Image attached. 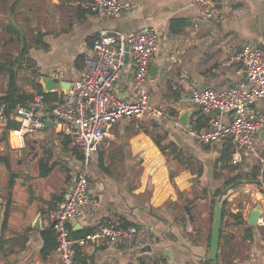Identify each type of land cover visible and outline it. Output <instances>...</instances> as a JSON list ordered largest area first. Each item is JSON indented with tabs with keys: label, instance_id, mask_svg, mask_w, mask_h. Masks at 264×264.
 Listing matches in <instances>:
<instances>
[{
	"label": "crops",
	"instance_id": "0c3cea01",
	"mask_svg": "<svg viewBox=\"0 0 264 264\" xmlns=\"http://www.w3.org/2000/svg\"><path fill=\"white\" fill-rule=\"evenodd\" d=\"M91 1L0 0V97L8 92L12 71L16 87L29 96L40 92L38 86L43 90L44 74L61 82L77 78L101 29L130 32L149 26L159 35L152 62L158 70L155 77L148 76L147 85L151 101L168 106V114L161 120L125 117L112 125L86 166L87 193L98 206L71 223L72 230L122 222L146 224L154 242L137 252L107 242L88 243L81 246L79 259L85 264H204L209 259L217 198L231 186L221 204L225 201L231 213L240 212L244 223L223 227L214 263L264 264V227L247 223L257 204L264 218V133L255 137L259 158L246 155L239 163L230 158V164L258 167L256 179L227 186L226 179L234 173L227 172L221 161L226 139L202 143L174 123L187 113L188 125L194 122L198 130L206 128L205 114L186 98L193 88L225 90L241 79L242 65L232 56L247 41L264 45V0H209L218 6L210 19L197 12L195 0H121L129 7L106 17L92 10ZM174 18L186 22L176 34L170 30ZM115 89L120 97L133 95L130 59ZM55 93L57 100L65 96L60 88ZM262 103L258 101L255 108ZM47 121L43 129L23 138L12 129L4 133L6 124L0 125V156L8 162H0V264H60L55 249L42 255L41 231L53 229V213L80 158L71 141L64 145L68 135ZM157 141L166 147L164 151ZM242 195L249 201L233 205ZM36 221L39 228L34 227Z\"/></svg>",
	"mask_w": 264,
	"mask_h": 264
},
{
	"label": "built area",
	"instance_id": "2783aa9c",
	"mask_svg": "<svg viewBox=\"0 0 264 264\" xmlns=\"http://www.w3.org/2000/svg\"><path fill=\"white\" fill-rule=\"evenodd\" d=\"M90 7L99 17H106L127 9L129 4L121 0H92ZM194 7L206 19L218 11L217 4L209 0H195ZM158 49L159 35L153 27L142 26L130 32L101 29L82 59L78 77L70 82L62 99L50 102L43 92H36L12 112L18 121L12 132L18 137L43 129L45 120H50L55 130L70 137L71 146L82 156L52 216L55 253L60 264H79L75 245L107 242L137 252L147 250L154 242L152 230L146 224L126 228L103 225L76 239L72 238L70 227L98 206V201L87 193L86 166L98 154L112 125L125 117L161 120L168 114L169 107L152 102L148 92L147 71ZM127 59L133 64L134 91L124 98L116 92L115 84ZM232 59L243 68L241 79L233 86L225 90L196 87L186 98L205 114L206 128L198 130L194 122L184 126L176 119L174 123L202 143L230 140L232 162L239 163L246 155H260L255 137L264 129V45L247 41ZM258 101L263 102L260 109L254 106ZM227 113L232 115L225 119ZM6 122L7 115L1 106L0 125ZM258 224L264 227L263 217L258 218Z\"/></svg>",
	"mask_w": 264,
	"mask_h": 264
},
{
	"label": "trees",
	"instance_id": "16d2710c",
	"mask_svg": "<svg viewBox=\"0 0 264 264\" xmlns=\"http://www.w3.org/2000/svg\"><path fill=\"white\" fill-rule=\"evenodd\" d=\"M185 20L180 18H174L170 21V30L172 34L179 33L181 28L185 25ZM13 28V27H12ZM14 30V31H13ZM12 32L19 33L15 29H13ZM24 45V43H22ZM25 51L24 48L20 51L19 56L23 57V52ZM19 58V57H18ZM17 58V59H18ZM13 65V63H12ZM38 91L43 92L45 95V99L50 102H56L58 101L56 98V93H46L44 92L40 86H38ZM32 95H26L23 92H20V90L15 85V78L14 73L12 71V75L10 76L9 80V88L8 92L0 97V106L3 105L5 113L8 117L7 123L5 125V132L6 133L9 129H13L18 125V121L16 119H10V114L16 109V106L18 105H24L26 104L30 99ZM66 138V137H65ZM71 139L67 136L66 140L63 141L64 145L67 146ZM227 142H225V150L224 154L222 155L221 161L225 162L226 168L230 169L232 173H234L230 178L226 179L225 184L228 186L234 182H237L240 179H256V176L258 175L259 168H246L245 165L242 164H230V158L233 146L230 142V140L226 139ZM158 146L162 151L166 149V147L161 146V144L157 141ZM75 154L78 155V157L81 159L82 156L79 155V153L72 147L71 148ZM0 162L4 163L5 165H8L7 159L5 157L0 156ZM220 192V190H219ZM218 192V193H219ZM212 206H215V201L212 202ZM231 222V223H230ZM241 225L244 223L243 217L240 212L237 213H231L226 207V202H222L221 204V227H220V235L223 233V227L226 225ZM132 226L130 223L122 222L121 227H129ZM71 229V227H70ZM93 228H84L81 230H72L71 229V236L72 238L76 239L87 232L93 231ZM42 239L44 240L43 248L41 250V253L43 256L47 255L51 250L55 249L56 247V240L54 237L53 229L47 228L41 231ZM75 258L78 260L80 264H85L83 261H81L79 258L81 256V246L75 245ZM204 264H215L214 261L206 260Z\"/></svg>",
	"mask_w": 264,
	"mask_h": 264
},
{
	"label": "water",
	"instance_id": "95a60500",
	"mask_svg": "<svg viewBox=\"0 0 264 264\" xmlns=\"http://www.w3.org/2000/svg\"><path fill=\"white\" fill-rule=\"evenodd\" d=\"M158 70V67L156 65L151 64L148 71L147 75L148 76H153L155 77L156 72ZM41 82L43 85V90L46 93H54L56 92L59 88L62 89L64 95L67 94V91L70 86L69 81H57L56 79L48 76V74H44L41 77ZM188 114L187 113H182L179 116V120L182 124L185 126L188 125ZM45 124H49L47 120H45ZM262 133H264V129L262 130ZM231 186H228L225 188L218 196L217 201H216V207H215V215L213 218L212 222V229H211V234H210V244H209V259L211 261H214L217 257V250H218V245H219V236H220V222H221V201L222 197L227 194L228 189H230ZM262 211L260 208V205L257 204L254 208L250 210L249 216L247 218V223L249 225H257L258 224V218L260 217ZM36 225L34 226L35 228H39V221H36ZM53 226V223L51 224ZM77 228V226L75 227ZM148 249V248H145Z\"/></svg>",
	"mask_w": 264,
	"mask_h": 264
},
{
	"label": "rangeland",
	"instance_id": "374dc122",
	"mask_svg": "<svg viewBox=\"0 0 264 264\" xmlns=\"http://www.w3.org/2000/svg\"><path fill=\"white\" fill-rule=\"evenodd\" d=\"M17 46H18V44L16 43L15 45L14 44H12V52H15V50L17 49ZM12 54H14V53H12ZM167 109V108H166ZM67 154H69L70 155V153H67ZM70 158L72 159V157L70 156ZM229 170V171H228ZM228 170H227V172H231V170L228 168ZM226 172V174H229V173H227ZM262 177H263V175L260 177V178H258L259 180H262ZM244 182V181H243ZM249 201V198H246V195H242V197H239L238 199H236L235 201H233V205L235 204V206H237V207H240V206H242V205H244V202H248Z\"/></svg>",
	"mask_w": 264,
	"mask_h": 264
}]
</instances>
